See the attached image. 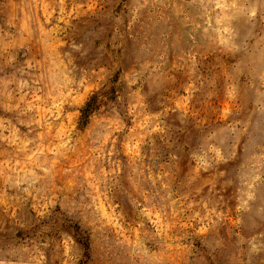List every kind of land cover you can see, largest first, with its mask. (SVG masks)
Masks as SVG:
<instances>
[{
    "label": "rangeland",
    "instance_id": "rangeland-1",
    "mask_svg": "<svg viewBox=\"0 0 264 264\" xmlns=\"http://www.w3.org/2000/svg\"><path fill=\"white\" fill-rule=\"evenodd\" d=\"M81 262L264 264V0H0V264Z\"/></svg>",
    "mask_w": 264,
    "mask_h": 264
},
{
    "label": "trees",
    "instance_id": "trees-1",
    "mask_svg": "<svg viewBox=\"0 0 264 264\" xmlns=\"http://www.w3.org/2000/svg\"><path fill=\"white\" fill-rule=\"evenodd\" d=\"M94 98L90 101V102H88L87 104H86V106L81 110V113H82V118H88V117H90V114L94 111ZM90 245L89 244H87V247H88V249L90 248L89 247ZM80 264H85L84 262H81Z\"/></svg>",
    "mask_w": 264,
    "mask_h": 264
}]
</instances>
